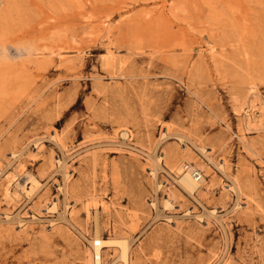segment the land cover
Masks as SVG:
<instances>
[{"label": "rangeland", "instance_id": "1", "mask_svg": "<svg viewBox=\"0 0 264 264\" xmlns=\"http://www.w3.org/2000/svg\"><path fill=\"white\" fill-rule=\"evenodd\" d=\"M96 232L264 264V0H0V264H94Z\"/></svg>", "mask_w": 264, "mask_h": 264}, {"label": "bare ground", "instance_id": "2", "mask_svg": "<svg viewBox=\"0 0 264 264\" xmlns=\"http://www.w3.org/2000/svg\"><path fill=\"white\" fill-rule=\"evenodd\" d=\"M121 136L124 138H127L128 132L124 130L122 132ZM53 138H55V135ZM202 150L204 152L205 149L202 148ZM61 163H63V162H60L59 164H61ZM222 166L223 165H220L218 168L221 169ZM179 170H181L179 177H178L179 184L182 186V188H184V190L188 191L190 194L193 195L195 192H197L199 190L200 186L205 181V178H206L205 174H202V172H200L197 168H195L192 165H188V166L184 165V166L180 167ZM222 170H223V168H222ZM156 173H155L154 169L151 170V174L153 176H155ZM68 175H69V173L66 174V178L69 177ZM39 183L40 182L37 180V178L33 174H28L21 181L17 182L16 187L18 188V190L23 192V194L28 196V198L30 199V197L32 198V195L34 194V192H36L35 190L40 189L39 187H41L40 185H42V184L40 183V185L38 187ZM229 189H234V186H230ZM165 205L168 206L167 208L170 207L171 204H170L168 199L165 200ZM154 206H156V205L154 204ZM55 209L57 210V204L56 203L53 204V206L50 208V210L52 212H56ZM8 216L9 215H7V217ZM92 244L94 247V264H102V248L105 246L111 245V244H118L120 246L119 247L121 249V256L120 257H121L124 264H129V255H130L129 254V245H128V240L126 238L104 239L103 237H101V235L98 232H96V234L93 238Z\"/></svg>", "mask_w": 264, "mask_h": 264}]
</instances>
